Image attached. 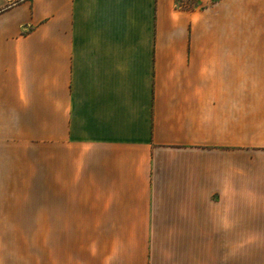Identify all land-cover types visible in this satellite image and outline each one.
<instances>
[{
    "label": "crops",
    "instance_id": "1",
    "mask_svg": "<svg viewBox=\"0 0 264 264\" xmlns=\"http://www.w3.org/2000/svg\"><path fill=\"white\" fill-rule=\"evenodd\" d=\"M218 11L0 0V264H264V0Z\"/></svg>",
    "mask_w": 264,
    "mask_h": 264
},
{
    "label": "rangeland",
    "instance_id": "2",
    "mask_svg": "<svg viewBox=\"0 0 264 264\" xmlns=\"http://www.w3.org/2000/svg\"><path fill=\"white\" fill-rule=\"evenodd\" d=\"M177 7L182 9H196L202 10L204 8H209L212 12V23L211 28L213 30H219V19H218V3L219 0H175ZM75 177L74 168L69 172V181L67 183V188H79V182L73 181Z\"/></svg>",
    "mask_w": 264,
    "mask_h": 264
}]
</instances>
